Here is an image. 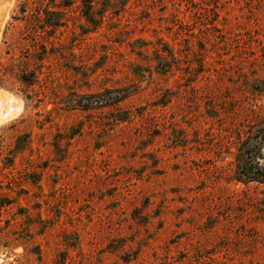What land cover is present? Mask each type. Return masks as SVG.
<instances>
[{"label": "rangeland", "instance_id": "rangeland-1", "mask_svg": "<svg viewBox=\"0 0 264 264\" xmlns=\"http://www.w3.org/2000/svg\"><path fill=\"white\" fill-rule=\"evenodd\" d=\"M95 1L96 30L66 10L48 100L0 89V264H264V185L231 180L242 145L264 165V0Z\"/></svg>", "mask_w": 264, "mask_h": 264}, {"label": "trees", "instance_id": "trees-1", "mask_svg": "<svg viewBox=\"0 0 264 264\" xmlns=\"http://www.w3.org/2000/svg\"><path fill=\"white\" fill-rule=\"evenodd\" d=\"M75 2L79 4L78 9L86 26L91 30H96L108 11V7L96 9L95 0H16L15 9L10 22L7 23L0 46V89L9 92L16 89L22 93L24 101L31 104L33 108H39L44 101L49 99L48 95L51 92L45 87V82L53 74V68L46 64L54 61L55 66L60 67L61 65L59 61L63 59V48L56 33L66 22V10L71 8ZM9 30L16 32V35L12 33L7 39ZM169 54L171 56L170 52ZM44 69L47 70L46 73H43ZM43 74H46L44 80L40 78ZM112 92L114 96L108 101L109 106L119 105L131 95L126 89H116ZM91 100L87 99L89 105H76V107L88 111L96 102ZM254 124L256 125L248 127L244 133L245 136L258 134L261 135L260 139L264 138V118ZM3 143L4 137L0 135V155ZM30 144L28 134L17 136L12 148L13 155L29 150ZM261 160L251 156L247 150H244L243 145L237 148L235 170L231 180L242 185L250 183L264 185V165L260 163ZM12 164L13 161L3 163L2 167L8 169ZM2 187L0 181V190ZM11 204L12 201L6 196H0V214L2 209ZM5 224L9 225V222L5 221ZM2 230L4 228H0V231ZM32 253L39 260V248L36 247Z\"/></svg>", "mask_w": 264, "mask_h": 264}, {"label": "bare ground", "instance_id": "bare-ground-1", "mask_svg": "<svg viewBox=\"0 0 264 264\" xmlns=\"http://www.w3.org/2000/svg\"><path fill=\"white\" fill-rule=\"evenodd\" d=\"M12 104V103H11ZM0 120H1V118H0Z\"/></svg>", "mask_w": 264, "mask_h": 264}]
</instances>
